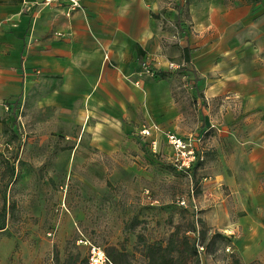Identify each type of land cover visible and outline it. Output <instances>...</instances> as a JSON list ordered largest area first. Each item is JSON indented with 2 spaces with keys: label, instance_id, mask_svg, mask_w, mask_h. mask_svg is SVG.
Listing matches in <instances>:
<instances>
[{
  "label": "rangeland",
  "instance_id": "1",
  "mask_svg": "<svg viewBox=\"0 0 264 264\" xmlns=\"http://www.w3.org/2000/svg\"><path fill=\"white\" fill-rule=\"evenodd\" d=\"M29 11L35 15L36 6ZM178 50L171 44L168 79L175 129L197 150L187 170L174 165L166 144L154 150L151 136H141L149 113L137 111L129 131L105 149L84 139L73 100L45 108L35 98L51 103L49 90L34 87L28 100L11 103L0 134V209H8L0 264H94V249L100 264H147L153 244L175 248L172 264H264V230L248 235L249 213L230 188L228 144L212 125L220 123L218 110L195 91L197 74ZM135 66L154 74L148 58ZM97 113L87 112V121Z\"/></svg>",
  "mask_w": 264,
  "mask_h": 264
},
{
  "label": "crops",
  "instance_id": "2",
  "mask_svg": "<svg viewBox=\"0 0 264 264\" xmlns=\"http://www.w3.org/2000/svg\"><path fill=\"white\" fill-rule=\"evenodd\" d=\"M42 1L0 0V134L5 105L28 100L36 87L51 94V103L35 98L42 107L75 102L93 147L106 149L129 131L137 111L149 113L142 129L157 124L183 135L175 129L180 119L168 79L175 43L181 62L197 74L195 91L208 110H218L220 123L212 125L228 144L230 188L250 217L244 229L251 238L263 231L264 0H82L83 9L69 17L65 7ZM139 58L149 59L154 74L134 69ZM95 108L98 117L87 121ZM148 140L170 148L157 132Z\"/></svg>",
  "mask_w": 264,
  "mask_h": 264
},
{
  "label": "built area",
  "instance_id": "3",
  "mask_svg": "<svg viewBox=\"0 0 264 264\" xmlns=\"http://www.w3.org/2000/svg\"><path fill=\"white\" fill-rule=\"evenodd\" d=\"M42 5L45 7H65V15L71 16L73 12L83 9L82 0H43ZM108 59V56L106 57ZM7 113L11 111V104L5 105ZM153 132L165 135L168 145L170 146L173 156L174 165L180 170L191 168L197 158V150L194 147L192 138L179 135L175 132L165 131L157 124L145 126L140 134L142 137H150ZM151 145L154 150L157 149V141H152ZM96 250H93L92 263L100 264L99 259L95 256Z\"/></svg>",
  "mask_w": 264,
  "mask_h": 264
},
{
  "label": "trees",
  "instance_id": "4",
  "mask_svg": "<svg viewBox=\"0 0 264 264\" xmlns=\"http://www.w3.org/2000/svg\"><path fill=\"white\" fill-rule=\"evenodd\" d=\"M180 72L183 71L179 70ZM162 78L168 76L166 72H156ZM4 125L5 121L3 120ZM7 215L8 209L6 207V203L0 209V230L4 229L7 225ZM175 248H172L170 244L166 247L162 245L153 244L148 247V262L147 264H172L173 262V255H174ZM105 264H121L115 259L108 260ZM234 264H243L240 263L238 260L234 261Z\"/></svg>",
  "mask_w": 264,
  "mask_h": 264
}]
</instances>
